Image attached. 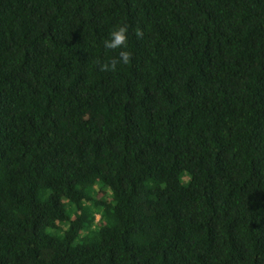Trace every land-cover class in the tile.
I'll use <instances>...</instances> for the list:
<instances>
[{"label":"trees","instance_id":"1","mask_svg":"<svg viewBox=\"0 0 264 264\" xmlns=\"http://www.w3.org/2000/svg\"><path fill=\"white\" fill-rule=\"evenodd\" d=\"M0 264H264V0H0Z\"/></svg>","mask_w":264,"mask_h":264},{"label":"clouds","instance_id":"2","mask_svg":"<svg viewBox=\"0 0 264 264\" xmlns=\"http://www.w3.org/2000/svg\"><path fill=\"white\" fill-rule=\"evenodd\" d=\"M127 26H119L110 33V39L105 40L104 47L106 49H121L119 52V59H113L109 63L102 65L104 71H114L117 67V63L127 64L130 59L131 53L124 50L127 40Z\"/></svg>","mask_w":264,"mask_h":264}]
</instances>
